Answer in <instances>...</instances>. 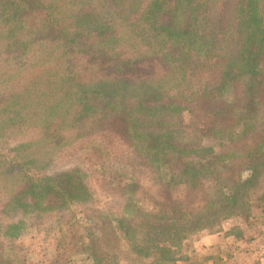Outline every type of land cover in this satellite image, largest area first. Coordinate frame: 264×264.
<instances>
[{
  "label": "trees",
  "instance_id": "trees-1",
  "mask_svg": "<svg viewBox=\"0 0 264 264\" xmlns=\"http://www.w3.org/2000/svg\"><path fill=\"white\" fill-rule=\"evenodd\" d=\"M39 111L45 144L22 140ZM50 144L73 163L48 171ZM94 172L124 213L90 211ZM0 193V264L31 221L72 206L89 209L91 264L162 258L255 201L264 212V0H0Z\"/></svg>",
  "mask_w": 264,
  "mask_h": 264
},
{
  "label": "rangeland",
  "instance_id": "rangeland-1",
  "mask_svg": "<svg viewBox=\"0 0 264 264\" xmlns=\"http://www.w3.org/2000/svg\"><path fill=\"white\" fill-rule=\"evenodd\" d=\"M39 113L35 118L34 127L26 126L27 130L24 133L23 131L17 132L22 140L28 139L29 134L27 136L26 132L29 133L31 130L35 138L41 139L39 133L44 123V115L41 111ZM12 135L7 132V138L11 137L9 144L17 141ZM41 141L45 144L44 140L41 139ZM62 141L66 142L67 136L62 137ZM45 148L49 150L50 156H54L51 165L48 166V171L67 167L68 162L73 163L71 161L75 156L72 155L74 154L72 153L73 148L67 144L59 148L50 144ZM121 148L126 149L127 147L123 145ZM82 161L84 167H87L88 161H84L83 157ZM94 169H98V166L87 170L91 174ZM30 172L39 175L32 170ZM100 175L102 174L94 172L88 178V184L94 193V202L89 205L90 211L94 214L108 210L113 214L121 215L125 212L126 196L111 195L114 187L111 180L115 179L107 176L99 177ZM145 177H140V183L144 188L147 187L148 182ZM262 186L263 182H260L257 193L260 192L259 189ZM5 194L6 199L8 194L7 192ZM2 196L3 193H0V197ZM134 197L139 199L138 204L143 205V209H151L147 197L141 195ZM250 197L253 199L255 195L251 194ZM72 211H75L74 214ZM88 212V208L84 210L72 206L70 212L62 210L42 213L33 220L34 222L31 221L34 224L20 230V235L11 240V243H15L11 252L13 254L7 257L14 259L12 264H91L90 259L82 252V225L85 223ZM244 213L220 221L216 220L204 229L188 232L182 236L184 238L177 240L179 242L177 246L172 244L170 250H167L162 258L160 252H151L148 257L136 260L129 251L128 259L124 254V257L122 256L115 264H264V212L261 210L260 202L251 203ZM10 219L15 220V217L8 216L3 218V221ZM118 243L126 253L127 243L125 244L123 240ZM4 244L5 247L11 246L8 242Z\"/></svg>",
  "mask_w": 264,
  "mask_h": 264
}]
</instances>
